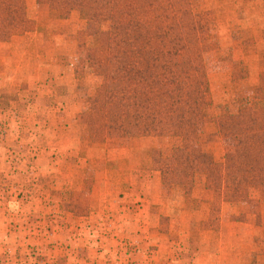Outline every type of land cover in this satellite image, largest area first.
I'll use <instances>...</instances> for the list:
<instances>
[{
	"label": "rangeland",
	"instance_id": "rangeland-1",
	"mask_svg": "<svg viewBox=\"0 0 264 264\" xmlns=\"http://www.w3.org/2000/svg\"><path fill=\"white\" fill-rule=\"evenodd\" d=\"M177 5L183 9L179 18L184 21V33L173 31L167 39L180 42L184 49L179 59L183 74H191L195 69L204 75L211 105L206 109L202 133L184 137V127H178L177 123V114L185 108L182 105L171 111L174 120L167 124L164 135H111L97 140L103 122L122 123L118 125L122 131L127 128L129 117L119 119L114 112L103 114V57L97 47L98 40L88 37L87 12L73 10L68 16H61L47 0H22L16 4L0 0V130L6 134L40 133L38 141L25 138L20 145L1 134L0 147L3 144L19 147L22 153L9 148L15 152L10 154L9 150L5 155L8 160L15 164L24 155L22 159L27 167L24 176L29 177V183L50 185L55 172L53 164L66 160L58 148L56 154L48 149L57 143L50 137L48 128L74 130L93 148L106 145L110 154L91 161L94 168L85 178L87 186L95 177L104 176L115 161H123L125 166L120 172L124 175L108 179L109 182L119 179L124 186L122 193L131 188L130 177L139 174L149 179L156 177L163 196L167 195L170 200L184 199V208L200 211V226L204 231L218 232L222 219L264 227V187H252L246 196V191H239V196L233 182L228 180L224 181L220 195L219 180L207 179V174L220 176L219 167L223 165L227 148L217 133V121L252 104L264 106V33L260 31L264 0H178ZM12 7L18 10L12 11ZM101 27L107 31L109 23L104 21ZM9 109L14 114L21 111L24 120L8 114ZM37 113L43 115L42 119L37 118ZM37 147L44 151L47 162L51 158L49 170L38 169L36 159H40L41 153ZM191 154H208L214 168L184 167V158ZM134 165L138 171L129 169ZM193 170L191 180L184 178ZM41 186H33L32 193L40 195ZM8 193L13 196L20 192L13 189ZM76 208L80 209L77 205ZM40 253L39 258H48ZM34 254L35 250H28L31 262L38 261Z\"/></svg>",
	"mask_w": 264,
	"mask_h": 264
},
{
	"label": "crops",
	"instance_id": "crops-1",
	"mask_svg": "<svg viewBox=\"0 0 264 264\" xmlns=\"http://www.w3.org/2000/svg\"><path fill=\"white\" fill-rule=\"evenodd\" d=\"M260 31L264 33V19ZM9 112L24 120L21 111ZM49 129L57 143L53 140L48 149L52 154L58 148L66 161L53 164L50 185L34 182L43 185L40 195L32 193L35 185L24 176L25 156L15 164L5 156L9 148L22 153L20 148L0 147V264H264L263 226L222 219L218 232L204 231L200 211L184 208V199L163 196L156 177H130L131 188L122 193V182L108 179L124 175L123 161H115L87 186L91 161L109 157L107 146L93 148L74 130ZM3 132L2 137L15 139L17 145L25 138H40L38 131ZM37 149L38 169L49 170L51 158L47 162L44 151ZM135 167L129 169L138 171ZM13 189L20 193L9 195ZM30 249L38 261H30ZM40 252L48 258H39Z\"/></svg>",
	"mask_w": 264,
	"mask_h": 264
},
{
	"label": "trees",
	"instance_id": "trees-1",
	"mask_svg": "<svg viewBox=\"0 0 264 264\" xmlns=\"http://www.w3.org/2000/svg\"><path fill=\"white\" fill-rule=\"evenodd\" d=\"M20 1L10 0L14 4ZM47 1L61 16H68L73 10L87 12V35L98 40L97 47L103 57V114L114 112L119 119L129 117L127 128L122 131L118 126L122 123L103 122L97 140L111 135H164L167 124L174 120L171 111L182 105L183 113L177 114L180 119L176 114L175 117L178 127H184V137L202 133L206 109L211 105L204 75L195 69L191 74H183L179 59L184 49L180 42L167 39L173 31L184 33V21L179 18L183 9L177 5L178 0ZM104 21L109 23L107 31L101 27ZM192 31L194 34L195 29ZM95 47L96 44L90 49ZM154 103L157 107H153ZM216 128L227 148L223 165L219 167L220 176L207 174V179L219 180V194L228 180L233 182L239 196V191H246V196L250 188L264 187V106L252 104L235 115L227 114L217 121ZM198 165L212 169L215 166L208 154L184 158V167L192 169ZM193 172L184 178L191 180Z\"/></svg>",
	"mask_w": 264,
	"mask_h": 264
}]
</instances>
